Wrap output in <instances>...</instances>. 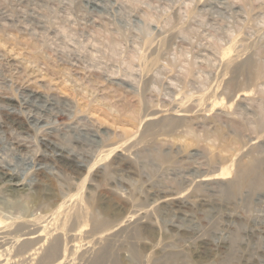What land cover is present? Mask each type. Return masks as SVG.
I'll use <instances>...</instances> for the list:
<instances>
[{"label": "rangeland", "instance_id": "1", "mask_svg": "<svg viewBox=\"0 0 264 264\" xmlns=\"http://www.w3.org/2000/svg\"><path fill=\"white\" fill-rule=\"evenodd\" d=\"M0 171V264H264V0H0Z\"/></svg>", "mask_w": 264, "mask_h": 264}, {"label": "bare ground", "instance_id": "2", "mask_svg": "<svg viewBox=\"0 0 264 264\" xmlns=\"http://www.w3.org/2000/svg\"><path fill=\"white\" fill-rule=\"evenodd\" d=\"M45 99V98H44ZM37 100V99H36ZM45 102V101H44ZM45 104V103H44ZM50 104V103H49ZM38 107V106H37ZM11 113L13 112V111H10ZM11 122H14L15 124L17 123V124H19L20 122H18V120L15 118V117H13L12 119H11ZM17 128H19L20 129V131L22 130V132L21 133H23L24 132V130H23V127L22 126H17ZM16 130V129H15ZM17 132V131H16ZM43 140V139H42ZM53 142V141H52ZM52 142L51 141H49V142H47V144H46V147L45 148H49V149H51V150H53V158H54V160H56V162L58 161L59 163L60 162H62L63 164H64V166H65V164L67 165V166H69V167H71V168H74V167H79L80 166V164L78 163V161H77V158H76V156H75V154L74 153H72L71 151L69 152V151H67V150H64L63 148H60V146L59 147H57V146H55L54 145V143L52 144ZM44 144V143H43ZM52 152V151H51ZM52 159V158H51ZM50 160V159H49ZM61 164V163H60ZM63 166V167H64ZM2 168V167H1ZM6 171H7V169L6 168H4ZM10 172V171H9ZM2 175V176H1ZM5 175V177H4V179H2V181L4 182V184H6V186L4 187L3 186V188H4V190H3V192L6 194V195H9L10 197H11V199L13 198H21V199H23L25 202H26V200H30V199H32V198H30V197H32L31 195V191H32V186H33V184H31V183H29V182H24V183H22V181H21V179H20V176H18V174H17V172L16 173H14V172H12V173H7V172H2V171H0V178L1 177H3ZM34 178V177H33ZM41 178V177H40ZM44 180V179H43ZM2 185V184H1ZM1 188V187H0ZM2 190V189H1ZM38 190H39V188H38ZM2 192V193H3ZM34 192V191H33ZM36 193V192H35ZM34 194V193H33ZM40 194V193H39ZM35 195H38V194H35ZM9 196H8V200H9ZM41 196V195H40ZM4 197H6V196H4ZM48 197V199L50 198L49 196H47ZM36 198H37V196H36ZM5 199V198H4ZM10 199V200H11ZM38 199V198H37ZM40 199V198H39ZM42 199V198H41ZM45 199V198H44ZM47 199V200H48ZM1 200V199H0ZM46 200V201H47ZM2 201V200H1ZM43 201V200H42ZM12 202V201H11ZM28 202V201H27ZM30 202V201H29ZM34 202L35 203H37L35 200H34ZM48 202V201H47ZM30 203H32V202H30ZM40 203V202H39ZM42 203H44V205H45V201H43ZM41 204V203H40ZM39 204V205H40ZM24 205V204H23ZM32 204H30V206H31ZM43 205V206H44ZM9 206V205H8ZM15 206V205H14ZM29 206V205H28ZM29 206V207H30ZM36 206H38V205H36ZM47 206V205H46ZM45 206V207H46ZM7 207V206H6ZM28 207V208H29ZM5 208V207H4ZM44 208V207H43ZM49 208V207H48ZM9 210L11 209V208H8ZM12 209H13V206H12ZM11 209V210H12ZM15 209V208H14ZM26 209H27V207H26ZM32 209H34V207L32 206ZM47 209V208H46ZM58 209H59V207H58ZM57 209V210H58ZM3 210H5V209H3ZM10 210V211H11ZM16 210V209H15ZM15 210H13L12 212H14ZM29 210H31V209H29ZM37 210H38V208H37ZM48 210V209H47ZM34 211V210H33ZM36 211V210H35ZM40 211H41V209H40ZM39 211V212H40ZM6 212V211H5ZM11 212V214H13ZM43 212V211H42ZM19 213V212H18ZM21 213V212H20ZM45 213H46V211H45ZM45 213H43L44 215H45ZM23 214V213H22ZM25 214V213H24ZM29 214H30V212H29ZM29 214H28V216H29ZM36 214H39L38 212H36ZM42 214V213H41ZM15 215V214H14ZM20 215V214H19ZM31 215H33L32 213H31ZM43 215V216H44ZM55 215V214H54ZM47 216H48V214H47ZM46 216V217H47ZM30 217H32V216H30ZM29 217V218H30ZM34 217V216H33ZM36 217V216H35ZM35 217L33 218V219H35ZM18 218H19V216H18ZM28 218V217H27ZM39 218V217H38ZM42 218V217H41ZM45 218V217H44ZM43 218V219H44ZM53 218H54V216H53ZM31 219V218H30ZM32 219V220H33ZM42 219V220H43ZM22 220H26V217H25V219L23 218ZM29 220V219H28ZM39 220H41V219H39ZM34 221V220H33ZM33 221H32V223H33ZM38 221V220H37ZM36 221V222H37ZM49 221H51V220H49ZM48 221V222H49ZM53 221V220H52ZM51 221V222H52ZM22 222V221H21ZM28 222V221H27ZM29 222H30V220H29ZM45 222H47V220L45 221ZM31 223V222H30ZM29 223H27V225H28ZM33 224H35V223H33ZM50 224V223H49ZM32 225V224H31ZM31 225H30V227H31ZM37 226H38V224H37ZM259 228V227H258ZM31 229H32V227H31ZM259 230V229H258ZM7 237V236H6ZM5 237V238H6ZM35 237V236H34ZM4 238V239H5ZM224 246V245H223ZM34 255V254H33ZM36 255V254H35ZM31 257H32V255H31Z\"/></svg>", "mask_w": 264, "mask_h": 264}]
</instances>
